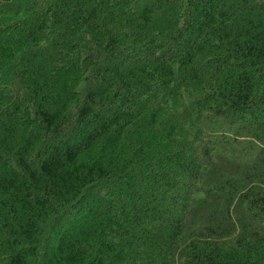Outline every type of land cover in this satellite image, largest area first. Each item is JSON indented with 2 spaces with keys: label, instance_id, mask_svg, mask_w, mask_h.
<instances>
[{
  "label": "trees",
  "instance_id": "obj_1",
  "mask_svg": "<svg viewBox=\"0 0 264 264\" xmlns=\"http://www.w3.org/2000/svg\"><path fill=\"white\" fill-rule=\"evenodd\" d=\"M0 264H264V0H0Z\"/></svg>",
  "mask_w": 264,
  "mask_h": 264
}]
</instances>
